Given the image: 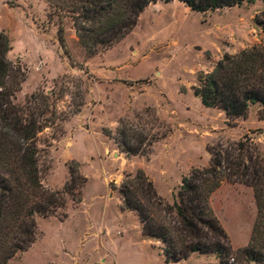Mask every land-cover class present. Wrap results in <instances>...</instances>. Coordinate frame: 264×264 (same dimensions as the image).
<instances>
[{"label": "rangeland", "instance_id": "374dc122", "mask_svg": "<svg viewBox=\"0 0 264 264\" xmlns=\"http://www.w3.org/2000/svg\"><path fill=\"white\" fill-rule=\"evenodd\" d=\"M263 8L256 0L197 12L179 0H157L125 38L90 56L70 17L61 19L67 50L61 45V20L49 19L46 0H0L8 56L26 72L15 102L37 94L38 108L49 104L38 134L41 181L63 190L73 160L87 179L75 195H65L58 213L36 217L34 242L7 264H219L214 253L198 252L167 263L163 241L142 233L119 189L127 174L143 169L172 203L183 176L209 166L219 145L243 140L264 157L258 103L245 116L228 118L194 93L225 53L264 43L255 22ZM141 138L139 152L126 151ZM210 204L233 248L246 246L258 212L253 188L223 180Z\"/></svg>", "mask_w": 264, "mask_h": 264}, {"label": "trees", "instance_id": "16d2710c", "mask_svg": "<svg viewBox=\"0 0 264 264\" xmlns=\"http://www.w3.org/2000/svg\"><path fill=\"white\" fill-rule=\"evenodd\" d=\"M157 0H46L48 17L73 20L79 43L92 56L111 48L138 24L145 8ZM169 2L172 0H163ZM197 12L256 0H179ZM264 5V0H261ZM264 33V8L256 15ZM58 39L66 49L65 27L59 22ZM9 35L0 31V264H7L35 240L38 215L51 216L66 205V194L75 195L86 183L79 162L69 163L70 181L63 190H52L41 181L38 134L47 126L39 96L15 102L26 78L19 62L8 56ZM206 107L221 108L228 118L245 116L251 104L261 107L264 119V43L237 53H225L204 73L194 88ZM41 96V95H40ZM43 99L46 97L42 95ZM144 138L127 152L137 153ZM223 180L241 182L254 190L257 217L249 242L234 249L228 233L210 204L211 194ZM125 208L135 211L142 233L164 243L165 261L178 262L193 253H214L219 264H264V157L240 140L219 145L210 164L183 176L172 203L162 198L143 169L127 174L119 189ZM76 202L81 196L73 197Z\"/></svg>", "mask_w": 264, "mask_h": 264}]
</instances>
